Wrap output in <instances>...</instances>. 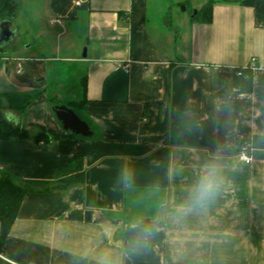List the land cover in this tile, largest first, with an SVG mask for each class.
Returning a JSON list of instances; mask_svg holds the SVG:
<instances>
[{"label":"crops","instance_id":"crops-1","mask_svg":"<svg viewBox=\"0 0 264 264\" xmlns=\"http://www.w3.org/2000/svg\"><path fill=\"white\" fill-rule=\"evenodd\" d=\"M37 1L34 16L63 28L60 45L40 28L46 54L15 45L12 23L0 45L1 110L32 132H65L49 101L65 63L76 86L87 80L75 112L92 134L73 150L85 182L28 193L0 264H264V0H215L210 24L176 16L209 0ZM249 65L253 92L237 93L234 71ZM19 94L35 97L25 111L9 106ZM243 149L251 164L239 161ZM68 158L57 142L0 140V174L20 180H54ZM210 165L213 195L192 205Z\"/></svg>","mask_w":264,"mask_h":264},{"label":"trees","instance_id":"trees-1","mask_svg":"<svg viewBox=\"0 0 264 264\" xmlns=\"http://www.w3.org/2000/svg\"><path fill=\"white\" fill-rule=\"evenodd\" d=\"M241 5L253 6L254 0H238ZM215 0H209L207 4L197 11L193 16V21L203 24L212 23L213 6ZM0 10H8L11 16L15 9L10 0H0ZM1 12V11H0ZM256 66L249 65L245 68L235 69L233 86L235 92L240 94H249L253 92V69ZM82 110L87 102L86 78L82 79ZM9 106L13 110L25 111L35 100V97L28 94L9 95L7 96ZM76 112L77 109L74 108ZM81 110V111H82ZM80 111V112H81ZM79 113V112H78ZM39 129L34 135L31 130L15 125L8 120L0 107V140L11 139H31L34 143H51L57 142L59 150L62 154L69 156L68 162L57 171L54 180L51 181H35L20 180L18 175L12 173L1 172L0 174V251L8 240L9 233L19 214L23 199L28 193L39 192L48 193L55 190H68L73 186L83 184L85 182V167L82 157L73 155L76 144L81 139L80 135H75L70 131L63 133L48 129L43 125L35 126ZM255 141H260L255 139ZM264 146V143L257 144Z\"/></svg>","mask_w":264,"mask_h":264},{"label":"rangeland","instance_id":"rangeland-1","mask_svg":"<svg viewBox=\"0 0 264 264\" xmlns=\"http://www.w3.org/2000/svg\"><path fill=\"white\" fill-rule=\"evenodd\" d=\"M12 4L15 5V14L12 17L8 10H0V22L5 19H12V31L15 32V39L13 43L18 46L23 47L25 45H29L33 47L34 45L41 44L44 45V53L49 49H52L51 43L46 41V38L43 34V38L40 39L39 36L42 34L39 33V28L48 30L49 34L53 37L52 43L57 47L60 45L59 39L57 38L58 34L63 31V28L59 25H52L48 16L44 15L42 19H38V17L34 16L33 12V4H38L37 0H12ZM39 5V4H38ZM184 7L187 8L184 10ZM30 8V9H29ZM1 9V8H0ZM195 9L192 10L191 6L187 4L177 9V18L179 20H183L187 22L188 19L194 15ZM175 16V18H176ZM66 39V40H65ZM69 39V33L65 34L62 38V41L67 42ZM178 45H181L182 41L176 42ZM34 48V47H33ZM48 49V50H47ZM58 70L62 73V84H58L53 82L50 86L49 91V101L54 106H67L74 110L77 109L78 112L82 110V104H79L82 99V85L79 84L78 86L75 85L73 82L74 77L77 75L72 72L74 70L68 69L65 63H57ZM62 69V70H61ZM74 69V68H73ZM75 111V110H74ZM38 128H34L32 135L38 132ZM81 137V136H80Z\"/></svg>","mask_w":264,"mask_h":264},{"label":"water","instance_id":"water-1","mask_svg":"<svg viewBox=\"0 0 264 264\" xmlns=\"http://www.w3.org/2000/svg\"><path fill=\"white\" fill-rule=\"evenodd\" d=\"M196 13L197 11L194 14ZM11 26V19H5L0 22V45L3 42L8 43L11 41L13 37V32L10 29ZM53 111L66 131L80 136H90L92 134L89 125L73 109L67 106H55Z\"/></svg>","mask_w":264,"mask_h":264},{"label":"clouds","instance_id":"clouds-1","mask_svg":"<svg viewBox=\"0 0 264 264\" xmlns=\"http://www.w3.org/2000/svg\"><path fill=\"white\" fill-rule=\"evenodd\" d=\"M216 175L217 168L215 165L205 167L198 183L190 190L192 205L200 203L213 195L214 189L216 187ZM185 210H190V208H186Z\"/></svg>","mask_w":264,"mask_h":264},{"label":"built area","instance_id":"built-area-1","mask_svg":"<svg viewBox=\"0 0 264 264\" xmlns=\"http://www.w3.org/2000/svg\"><path fill=\"white\" fill-rule=\"evenodd\" d=\"M77 4H79V2H77ZM52 22L55 23V21H52ZM125 69L127 71H129V63H127L125 65ZM238 159H239V161H241V162H243L245 164H251L253 162V158L247 154V150L246 149H243V150H241L239 152ZM12 264H17V263H12ZM30 264H34V263H30Z\"/></svg>","mask_w":264,"mask_h":264}]
</instances>
